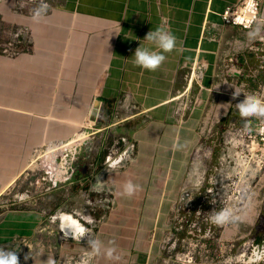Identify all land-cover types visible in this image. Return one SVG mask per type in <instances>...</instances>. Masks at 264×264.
<instances>
[{
  "label": "crops",
  "instance_id": "1",
  "mask_svg": "<svg viewBox=\"0 0 264 264\" xmlns=\"http://www.w3.org/2000/svg\"><path fill=\"white\" fill-rule=\"evenodd\" d=\"M238 2L52 0L45 20L36 23L17 10L16 0H1L0 21L26 30L27 51L0 56V190L28 177L38 147L65 145L84 134L83 145L97 138L99 164L110 132L132 139L136 151L126 168L106 170L115 209L125 215L105 219L96 237L103 246L96 261L158 264L157 246L145 245L148 231L154 228L156 234L158 226L169 224L165 211L176 207L190 173H199L212 150L235 141L223 137L226 132L254 131L264 122L251 118L245 129L235 108L243 93L264 95V40L248 43L249 29L222 20L226 7ZM260 14L264 18V0ZM157 27L170 30L183 46L150 72L134 66L133 55L140 44L151 47L144 38ZM196 62L206 64L191 89L199 103L181 116L178 97ZM230 85L243 92L237 99ZM96 100L100 107L92 121ZM176 144L184 147L176 150ZM76 176L78 182L83 177L80 171ZM128 180L141 189L132 197L120 194ZM45 220L37 208L6 211L0 217V246L18 247L20 239L35 238ZM228 237L230 232H223ZM109 247L119 260L104 255ZM32 257L33 264L54 258L44 252Z\"/></svg>",
  "mask_w": 264,
  "mask_h": 264
},
{
  "label": "rangeland",
  "instance_id": "2",
  "mask_svg": "<svg viewBox=\"0 0 264 264\" xmlns=\"http://www.w3.org/2000/svg\"><path fill=\"white\" fill-rule=\"evenodd\" d=\"M10 29L12 28L2 27L5 30L1 33L3 38ZM242 133L245 135L247 131L242 130ZM223 137L228 141L241 140L242 144L230 141V144L212 150L210 160L204 158L206 162L202 165V171L200 170L204 173L202 183L195 185L213 190L206 195L205 202L215 203L216 207L205 205L202 209L176 208L165 211L164 218L169 224L158 226L156 234L154 228L149 230L145 242L147 247L156 245L160 255L168 254L169 249L175 253L193 251L196 255L207 252L217 255L219 248H223V243L228 246L232 242L239 248L248 240L264 245V146L257 141L251 144L246 137L235 136L230 131ZM117 138L115 132H110L103 161L99 164L96 163L100 148L97 138L81 146L65 144L38 147L34 150L28 177L20 179L13 188L0 190V217L16 207H32L43 211L46 220L35 236L38 246L33 254L44 252L57 257L61 253L78 254L82 251L77 246L87 244L89 237L85 236L82 241L66 238L59 230L60 223L56 218L63 213L73 215L81 225L90 230L94 238L102 230L106 218L125 213L115 209L117 203L114 194H110L107 189L109 182L103 190L93 189L96 176L107 182L106 157L111 154L114 160H118L122 156L123 145L113 146ZM130 160L125 158L121 169L126 168ZM78 171L83 176L79 182L76 179ZM194 173L196 181L199 175ZM109 194L114 199V206L107 201ZM223 207L238 209V215L243 218L222 226L212 224L209 212ZM210 226L214 232L211 238L205 235V230ZM130 228L132 232L137 231V227ZM225 231L230 232V237L226 240L223 238ZM190 232L193 234H188ZM19 246L18 255L24 257L26 252L20 244ZM228 249L229 246L227 257L235 254V251L229 252Z\"/></svg>",
  "mask_w": 264,
  "mask_h": 264
},
{
  "label": "built area",
  "instance_id": "3",
  "mask_svg": "<svg viewBox=\"0 0 264 264\" xmlns=\"http://www.w3.org/2000/svg\"><path fill=\"white\" fill-rule=\"evenodd\" d=\"M1 1V0H0ZM52 0H45L49 5L52 6ZM263 0H239L238 3L226 7L222 13V20L226 25H232L237 27H242L245 29H250L254 26L255 21L261 19V5ZM41 0H16V8L19 12H27V14H32V10L39 6ZM252 21V24H249ZM3 24L0 21V56L5 57H16L27 51V45L25 44L26 30L22 27H14L8 30L7 36L2 37L1 33ZM206 69V64L203 62H196L190 70L187 76V84L181 95H179V103L177 106V113L184 116V111L192 110L199 103L197 97H193L191 94V89L194 83H199L204 75ZM247 131V130H245ZM231 134L239 137L247 138L250 140L251 144L257 141L258 144L264 146V122L257 125L254 131H247L243 135L242 130L230 131ZM85 138L84 134H80L76 138L72 139L68 145L75 144L76 146H81L82 139ZM234 140V139H230ZM238 144L241 140L233 141ZM113 146L123 145L124 149L122 151V156L118 160H114L113 156L110 154L106 157V162L108 163L106 170L120 169L125 158L131 159L132 153L136 150V143L132 139L127 137H119L114 140ZM66 144V145H67ZM113 151V150H112ZM111 151V152H112ZM202 173V172H200ZM198 173L197 175H199ZM204 175V173H202ZM195 173H190L187 183L182 188L181 194L179 196V202L176 204V208H198L202 209L205 205L215 208V203H206V195L213 192L211 188L202 189V187L195 186V180H192V176ZM195 177V176H194ZM110 194H112L110 192ZM110 194L107 197V201L114 206L115 202ZM204 195V197H203ZM187 202V203H186ZM110 205V206H111ZM80 223V221H79ZM211 225V224H210ZM178 232L177 229L174 230ZM188 234H193L192 232ZM205 235L209 238L213 237L214 232L211 226L205 230ZM73 239L71 237H67ZM84 238V237H83ZM81 238V241L83 240ZM177 241V240H175ZM19 244L22 249L25 250L26 254L31 250V255H33V250L38 246V242L35 238H22L19 240ZM175 244V243H174ZM229 246V252L235 251V254L227 257V248ZM223 243V248H219L218 254L215 253H203L196 255L193 251L177 252L175 253L172 249L168 250V254L160 255L158 259V264H262L264 263V245L255 243L253 240H248L244 242L240 247H236L235 243H230L229 245ZM43 249V247L41 248ZM40 249V250H41ZM86 250H82L78 254L64 253L57 257H54L56 264H80L81 257ZM25 256V255H24ZM20 264H33L32 258L25 261L24 257H19ZM91 264H97L96 256L93 257Z\"/></svg>",
  "mask_w": 264,
  "mask_h": 264
},
{
  "label": "clouds",
  "instance_id": "4",
  "mask_svg": "<svg viewBox=\"0 0 264 264\" xmlns=\"http://www.w3.org/2000/svg\"><path fill=\"white\" fill-rule=\"evenodd\" d=\"M48 9L49 5L45 2V0H41L39 6L32 10V21L39 23L45 20ZM249 24L251 25L252 21H249ZM144 40L147 41L151 47H145L140 44V46L136 48L134 52L133 64L134 66L140 67L141 69L150 72H155L161 67V65L167 59L166 54L172 53L178 49L182 50L183 46L182 42H179L178 44V38L170 30L165 29L164 27H157L154 30L149 31L146 34ZM257 40H264V18L256 20L254 26H251L246 33V41L248 43H252ZM218 87L219 86H215L213 88ZM242 93L243 92L240 89L234 88L232 98L237 99ZM243 95L245 98L235 104V108L237 109L240 118L245 121L244 126L245 129H247V122L251 118L264 121V95L255 93H243ZM182 147L184 146L179 144L174 145L176 150H180ZM194 171L198 172V165L196 164L195 160ZM95 180L96 182L93 184L94 190H103L108 183V181H102L99 176H96ZM202 180L203 174L200 173L195 181V184L199 186L202 183ZM140 190L141 189L139 185L133 183L131 180H128L122 185V191L120 194L127 197H132ZM238 211V209L233 207H223L219 210H213L209 212V220L212 224L218 226L235 223L243 218L242 216L238 215ZM60 229L62 232H64V236L66 238L71 235L74 240L81 241V238L85 236L89 237L87 240L88 248H86V251L81 257L80 264H91L93 257L101 254L103 247L102 242L92 237L90 230L79 224L78 221L66 218L61 222ZM19 249L20 246H0V264H20L18 255ZM104 255L110 260H119V256L116 255L115 247H109L105 249ZM30 258L33 259L31 250L29 248V252L24 256V260L27 261ZM45 264H56V261L53 258H49Z\"/></svg>",
  "mask_w": 264,
  "mask_h": 264
},
{
  "label": "water",
  "instance_id": "5",
  "mask_svg": "<svg viewBox=\"0 0 264 264\" xmlns=\"http://www.w3.org/2000/svg\"><path fill=\"white\" fill-rule=\"evenodd\" d=\"M99 107H100V101L96 100L94 102L93 105V109H92V113L90 115V120L95 121L98 115V111H99Z\"/></svg>",
  "mask_w": 264,
  "mask_h": 264
},
{
  "label": "bare ground",
  "instance_id": "6",
  "mask_svg": "<svg viewBox=\"0 0 264 264\" xmlns=\"http://www.w3.org/2000/svg\"><path fill=\"white\" fill-rule=\"evenodd\" d=\"M73 215H71V214H69V213H63V214H61L60 216H58V217H56L58 220H59V223L61 224V222L64 220V219H66V218H68V219H71V220H75V221H78L74 216L72 217ZM79 222V221H78ZM80 224V223H79ZM59 230H61L60 229V225H59ZM63 235H64V233H63ZM68 237H71V235H69ZM72 238V237H71Z\"/></svg>",
  "mask_w": 264,
  "mask_h": 264
}]
</instances>
